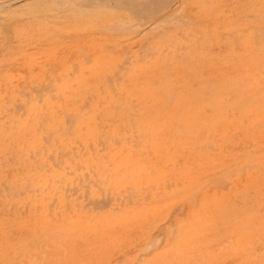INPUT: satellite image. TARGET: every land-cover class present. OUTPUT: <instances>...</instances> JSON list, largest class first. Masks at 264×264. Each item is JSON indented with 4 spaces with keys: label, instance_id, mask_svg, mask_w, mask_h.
Segmentation results:
<instances>
[{
    "label": "bare ground",
    "instance_id": "6f19581e",
    "mask_svg": "<svg viewBox=\"0 0 264 264\" xmlns=\"http://www.w3.org/2000/svg\"><path fill=\"white\" fill-rule=\"evenodd\" d=\"M0 264H264V0H0Z\"/></svg>",
    "mask_w": 264,
    "mask_h": 264
}]
</instances>
